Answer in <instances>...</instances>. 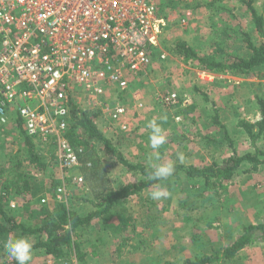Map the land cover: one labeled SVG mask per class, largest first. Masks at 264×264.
I'll return each instance as SVG.
<instances>
[{
  "label": "rangeland",
  "instance_id": "1",
  "mask_svg": "<svg viewBox=\"0 0 264 264\" xmlns=\"http://www.w3.org/2000/svg\"><path fill=\"white\" fill-rule=\"evenodd\" d=\"M183 1L170 0L168 3L160 4L162 6L161 10L164 11L163 6H165L169 10L178 12L181 6L187 4L191 6L190 1ZM212 3L217 7V13H215V18H207L204 22H200L203 24V27L201 26V28L197 29L198 27L191 28L183 25L179 26V29L175 33L174 31L169 33L165 43L171 50L179 41L183 40L195 45L201 52L203 50L211 52L212 50L216 51L223 48L226 52L245 55L249 53V49L247 47L248 43L245 40L246 36L243 32L250 34L255 43L262 41L261 37L259 38L251 13L246 6H239L241 8H238L236 0H213ZM256 3L258 7L262 8L264 6V0L260 2L256 0ZM177 12H173L172 14L178 15ZM205 14H209L208 10ZM228 32L230 36L225 37V33ZM217 40H220V42L218 41V45H216L218 43L216 42ZM217 53L223 54V52ZM184 66L188 65H186L182 56L170 57L165 61L159 60L155 62L147 76L135 79V92H139L140 96L145 98V102L143 107L138 108L134 107L132 103L130 104L129 109L132 112L129 119L130 124L128 121L126 122L129 128L123 132L121 131V135L118 136L117 140L114 138L116 140L114 146L117 147V152L108 150L107 146L101 142L92 141L96 144L94 147L95 151L100 156V160L105 168L103 169L104 172L109 174L107 177L112 182L113 185L110 184L113 188L120 189L124 186V183H137L146 179V175L140 169H130L121 160L120 156L133 165L140 164L149 168L148 157L152 149L149 146L148 139L150 130L146 123L153 118L159 121L160 116L163 114H166L168 117L166 124L163 126L167 138L164 145H168L164 149L160 148L159 151L160 153L161 151L164 152L162 157L169 158L167 160L164 158L163 161L174 162L175 164L180 163L175 157L172 158L173 150L177 145V147L181 148V152L184 149L182 153L185 155V161L182 164H197L194 158L192 161V158L188 157V149L191 146L185 139H180L181 132L182 136L189 133L191 135V142H195V146H200L201 149L207 148L205 141L212 144L214 142V147L212 146L211 148L214 155L208 158L211 162H219L229 158L225 151L229 146L226 142V135L228 137L229 130H231L228 122H237L244 114L246 100L240 104L241 96L245 99V95L239 94L242 88L239 86L242 80L240 77H245L225 74L219 81L220 84L215 86L217 92L215 91L213 94V99L206 98L200 94L197 98L203 99L205 106L203 108L204 113L201 112L198 117L195 115L194 124L189 127L190 120L193 119L192 115L186 113L185 119L187 122H178L175 117L181 113V110L167 107L158 99L156 102L146 101V97L150 94L157 96L159 93L162 95L170 90L169 83L163 82V79L167 78L163 74L164 72H171L175 67H179L180 72L177 75L179 81L177 77L174 78L179 91L184 93L181 91L183 90L190 93L193 88L191 82L195 79L196 73L189 66ZM186 68L188 69L186 70ZM157 89L158 91H156ZM251 89L247 94V106L250 109L246 108V110L254 114L256 108H260L259 99H264V83L261 82L257 86H252ZM220 95H223V97ZM202 117L208 121L206 125L204 121H201L203 120ZM185 127H188V129L193 127L194 130H185ZM207 131L210 134L213 131V134L217 136V140L220 137L219 142L207 138ZM205 138L208 140H205ZM219 151H225V153L219 155ZM6 152L9 154H6L4 151L0 153V163L3 165L0 168L4 169V172L2 171L0 174L2 181L9 183L12 181L14 183V178H18L25 171L28 172L27 176L29 177L30 184L36 187L38 184L34 180L32 183L31 176H44L46 174L47 183L43 185L42 191L37 195L42 193L40 195L41 198L43 196L49 197L55 193L54 190L55 188L57 189L59 184L53 182L52 178L61 180L60 182L65 181L69 199L73 200L72 203H69V206L76 210L80 208V206L76 207V204L80 203L79 197L86 195H83V189H79L71 180H68L65 172L60 171L57 162L53 163V169L39 168L37 165L30 163L29 152L24 140L18 144L16 150L12 147V150H6ZM196 152L198 151H195V154ZM208 160L205 158L202 163H210ZM199 163L202 165L201 162ZM83 166L78 169V173L82 172L83 175H86ZM239 173L240 171L238 170V173L233 176L231 181L238 180L240 178L238 176ZM252 173L255 172H249V174ZM88 180L86 178L87 183L90 185L91 182L90 180L88 182ZM158 186L166 187L170 195L167 198L154 201L150 199L149 192ZM44 187H46V190ZM209 187L204 184L202 178L191 179L184 174L179 178H173L171 182L155 184L153 187L143 190L135 198L122 201L120 205L114 207L113 210L117 211L115 213L126 209L127 217H134L135 220H133L126 230H115L114 228L106 230L103 228V217H100L102 224L99 221H93L92 227L94 229L88 231L82 230L83 234L80 237L77 236V233L74 235V238L78 242H82L80 249L76 250L75 246H72L68 248V254L63 257H56L48 253H44V256L41 257L39 254L31 259L30 264H170V262H179V260L182 262L185 258L191 256L221 251L233 242L234 237L232 233L234 229L232 227H236L238 223L245 220L240 219V217L238 218V216L255 217L259 208L257 209L253 206L264 207V184L262 189L257 191L258 196H262V200L259 197L258 202L254 201L255 195L253 192L248 193L244 190V187L234 183L225 188H219L220 195H214L213 188ZM38 189L39 187L34 188L35 191ZM25 193L23 201L19 200L15 202V206L11 207V202L2 203V205L12 213L15 210L18 213L16 217L22 223L32 226L39 225L46 218V208L52 209L55 203L42 204L40 200L38 202L27 203L26 200L32 196L30 195L32 192L27 191ZM245 206L251 207L247 208ZM94 207V205H91L89 210ZM232 211L237 212V215L233 214ZM115 221V224H118V220ZM248 221L246 220L245 222ZM23 236H28L32 241H35L33 236ZM0 251L2 253L1 249ZM232 259H227L229 261L226 263L217 262L215 264H236Z\"/></svg>",
  "mask_w": 264,
  "mask_h": 264
},
{
  "label": "built area",
  "instance_id": "2",
  "mask_svg": "<svg viewBox=\"0 0 264 264\" xmlns=\"http://www.w3.org/2000/svg\"><path fill=\"white\" fill-rule=\"evenodd\" d=\"M191 18L187 11L182 24ZM168 26L156 0H0V124L8 125L16 106L25 132L41 141L53 139L57 166L71 173L79 189L89 190L85 175L78 173L84 147L74 146L66 135L73 107L104 121L118 138L129 128L130 104L144 105L135 79L147 76L155 62L180 56L165 43ZM188 66L200 81L231 74L195 62ZM164 76L170 90L157 99L173 109L188 108L191 94L179 91L178 76ZM186 113L176 121L187 122ZM56 190V199L43 196L40 202L52 198L69 207L66 185Z\"/></svg>",
  "mask_w": 264,
  "mask_h": 264
},
{
  "label": "trees",
  "instance_id": "3",
  "mask_svg": "<svg viewBox=\"0 0 264 264\" xmlns=\"http://www.w3.org/2000/svg\"><path fill=\"white\" fill-rule=\"evenodd\" d=\"M239 1L250 11L259 38L261 37L260 39H262V41L255 43V40L252 39L250 34L243 32L246 36L245 40L248 43L247 47L249 49V53L243 55L241 53L226 52L223 48L217 49L216 51L212 50L211 52H205L204 50L201 52L196 46L182 40L173 47V50L184 58L186 64H193L195 62L205 69L222 73H231L233 75L247 74L256 68L261 66L264 67V17L255 7L254 3L256 0ZM224 36L229 37V32L225 33ZM218 41L220 42V40L216 42ZM219 42L216 45H218ZM217 52H223V54L220 55ZM259 105L261 118L257 123H251V121L245 120L240 122V126L245 129L253 143H256L257 140H264V99H259ZM66 135L74 146L77 147L78 145H82L84 147L82 157L84 163L83 170L84 173H86V177H88L87 179L91 182L92 189L96 192L95 195L98 197L100 195L101 199L97 202L94 201L95 207L85 214H81L80 211L68 207L66 203L58 202L52 209L46 208V218H44L43 222L39 225H26L19 221L13 213L6 212L2 205L3 202H1L3 199L8 200L7 198L9 195L13 193L23 194L27 191L29 192L31 184L27 176L28 172L24 171V174L21 173L18 178H14V183H11V188H8V186L2 188L4 193L0 197V212L3 213L5 222L0 223L1 249H3V239H6L9 233L20 231L23 235H29L35 238V241H32L34 249L42 248L45 253L56 257H63L68 254L67 250L72 246H75L76 250L80 249L82 242H78L74 238V235L77 233V236L80 237L83 234L82 230L88 231L94 229L92 227V222L99 221L101 223L100 217H103V228L106 230L111 228L115 230L127 229L132 224L133 220H135L134 217H127L126 209H122L119 213H115L117 211L113 210L114 207L120 205L122 201L135 198V196L140 195L143 190L153 187V185L159 182H171L173 178H179L184 174L191 179L202 178L204 184L213 188L214 195H220L221 188H225L234 183L231 180L233 176L238 173L242 164L247 162L251 163V170H247L251 172L259 168L258 164L264 163V152L256 148L254 152H248L243 155L234 152L229 158L212 164H192L189 166L182 163L175 164L176 170L173 176L165 181H156L150 178L148 174L150 169L146 168L147 166L140 164L133 165L120 156L121 160H123L130 169H140L146 175V179L137 183L128 182L120 189H115L111 186L103 170L104 166L102 165L100 156H98V152L95 151L94 148L96 144L92 141L101 142L111 151L117 152V148L113 145L112 141L102 133L98 122L91 113L87 110L77 108L76 106L73 107L71 127ZM25 145L29 152V162L39 166V168L46 169V167H52L53 163L55 164L57 162V144L54 140L41 141L31 136H26ZM88 162L92 165L87 166L86 163ZM9 189H12L13 192H10ZM115 220H118V224H115ZM257 230L261 231L262 240H264V219L261 223L245 226L243 232L235 241L221 251L191 256L185 258L182 262H170V264H211L216 261L225 262L226 259L235 258L244 247L254 243L257 240ZM5 264H16V261L9 256Z\"/></svg>",
  "mask_w": 264,
  "mask_h": 264
},
{
  "label": "crops",
  "instance_id": "4",
  "mask_svg": "<svg viewBox=\"0 0 264 264\" xmlns=\"http://www.w3.org/2000/svg\"><path fill=\"white\" fill-rule=\"evenodd\" d=\"M169 1L170 0H156L157 4L159 6V9H160V13L166 15L169 18V26L167 28L168 31H167L166 37H168V35H169V33L171 31H174V33H175L179 29V26H183L184 25V24H182V20L185 17L187 11L192 12V18L189 20V22L186 25V27H191V28L192 27H195V28L198 27L197 29L201 28V26L203 27V24L200 23V22H204L207 18H212V17L215 18V13H217V7H215V5L212 3L213 0H188V1L191 2V6L189 4H187L185 6H181V8H180V10L178 12L177 11H173V10H169L165 6H163L164 11H162L161 10L162 6H160V4L162 5L165 2L168 3ZM179 1H181V0H179ZM184 1H186V0H184ZM209 1H210V3L208 4ZM236 1L238 2V4H237L238 8H241L239 6H243L242 3H240L239 0H236ZM260 1L261 0H257V2H260ZM256 4L257 3L255 1L256 9L264 17V6L261 8V7H258V5H256ZM207 10H208L209 14L206 15L205 12ZM173 12H175V13L177 12L178 15H173L172 14ZM207 16H209V17H207ZM181 28H183V27H181ZM186 65H188V64H186ZM184 67H188V66H184ZM187 69L188 68H186V70ZM214 72H216V71H214ZM171 73H174V76H177L180 73L179 72V67H175V69H173L171 72L170 71L164 72L163 75L171 74ZM216 73H218V72H216ZM262 74H264V67L263 66H261L259 68H256L255 70H252L251 71V75H248V74L245 75V76H249V77H245L244 79L241 80V85L239 87H242V88L240 89L239 94L240 95H245L244 96L245 99H243L242 96H241L240 104L243 103L244 100H246L245 107L247 109L248 108L250 109V107L247 106V104H248V96H247V94H248V92H250V90H252L251 89L252 86H257V85L261 84V82H263L262 78L264 77V75L262 77ZM208 79H209V77H208ZM220 80L221 79L200 81V80H198L195 77L193 82H191V85H193L192 91L190 92V94H191L190 96L192 98L190 100L191 104L189 105L188 108H185L184 110H181V112L185 111V112H187L188 115L190 114V115L193 116L192 120H190V118H189V120H190L189 127L194 124V121H195L194 119H196L194 117L195 115H196V117H198V115L201 112L204 113L203 112V108L205 106L203 104V99H199L197 97L200 96V94H202L206 98L209 97L210 99H213V94L215 93V91L217 92V90H215V86L220 84V82H219ZM148 83H150V82H148ZM135 84H136V82H135ZM135 84H134V87H135ZM160 89H161V87H160ZM156 91H158V89ZM160 94L161 93H159L157 96L156 95L153 96V94H150V95H148L146 97V101H148V102L149 101L150 102L151 101L152 102L153 101L156 102L157 101V97ZM221 97H223V95ZM144 102H145V98H144ZM246 108H244V114L241 116V118L239 120H237V122H233V121H232V123L228 122L230 127H231V130H229L228 137L226 135V142H227V144L229 146L226 148L225 151L227 152V155L229 157L234 152H238V154L243 155V154L248 153V152H254L256 148H258L262 152H264V140L263 139L262 140H257L256 143H253L251 141V139L249 138V136H248L247 132L245 131V129L242 126H240V124H241L240 122H242V120L252 121V120L256 119L257 116H259L261 118L260 108L257 107L254 114L250 113V111L246 110ZM176 110H180V109H176ZM176 113H178V111H176ZM179 114H181V113H179ZM202 119L203 120H201V121H204V123L206 125L208 123V121L205 120L203 117H202ZM98 124H99V128L102 131V133L108 139H110L112 141V143H114L113 145H115V143H116L115 141L118 139V138H116V140H114L115 133L111 132L110 130H108V131L106 130L104 121H99ZM165 124H166V121L162 122V126H164ZM205 127H207V126H205ZM187 129H188V127H185V130H187ZM193 130H194L193 127L191 129H188V131H193ZM183 133H184V130H183ZM207 133H208L207 134L208 135L207 138H210V140H217V136L215 134H213V131L211 132V134L208 131H207ZM26 136H29V135L23 129L22 122H21V120L19 118V115H18V112H17V107L14 106L10 110V119H9L8 125L0 124V148H1L0 149V153H2L4 151L6 154H9V153L6 152V150H12V147H14L15 150H16L18 144L21 143V141L24 140V143H25V137ZM190 138H191V135L189 133L184 135V136H182V132H181V138L180 139L181 140L185 139L187 142H189V144L191 146V148L188 149V153H189L188 157L190 156L192 158V161H193V158H194V161H196L195 163H197L196 165H201L199 162L202 163L205 158L208 160V158H211V156L214 155V153H212V150H211L212 146L214 147V145H213L214 142L212 144L210 142H206L205 141V143L207 144V148L201 149L200 146L196 147L195 146V142H191ZM207 138H205V140ZM220 139L221 138L219 137V140ZM219 140H217V142H219ZM193 141H194V139H193ZM167 145L168 144L162 146L161 148L164 149L165 147H167ZM225 145H226V143H225ZM119 150H120V148H119ZM183 151H184V149L182 150V152ZM195 151H198V152H196V154H195ZM225 151H223V152L219 151L218 154L219 155L220 154H224ZM178 153H181V148L177 147V145H176V147L173 150L172 158L175 157L177 159V154ZM163 154H164V152L161 151V157L163 156ZM164 158L165 157H162V160H164ZM167 159H169V158L168 157L165 158V160H167ZM208 161L210 163H206V164L214 163L213 161L211 162V160H208ZM176 164H179V163H176ZM185 165L189 166V165H192V164H185ZM202 165H205V164L202 163ZM0 166H3L2 163H0ZM251 166H252V164L248 163V162L242 164L240 166V168H239L240 173H239L238 176L240 178L238 180H236V181H233V182L236 185L244 187V190H246V192H248V193L253 192V194L255 195L254 196V198H255L254 201L258 202L259 201V197L262 200V196H258L257 191H260L262 189V187H263V184H264V163L258 164L259 168L257 170H253L252 171V172H255V173L249 174V172H246V171L247 170H251L250 169ZM46 168L53 169L52 167H46ZM56 169L58 170V168H56ZM38 170H39V168H38ZM2 171L4 172V169L0 168V174L2 173ZM60 171L61 172H65V171H63L61 169H60ZM65 173H66V175L68 177V180H71L69 178V174L70 173L68 174L67 171ZM106 175H109V174L107 173ZM36 177H40V178H36ZM86 178H88V177H86ZM30 179L32 180V183H33V180L35 182H37L38 185L36 187H39V189L37 191H35L34 188H36V187L35 186L33 187L32 186L33 184H31V189H29V192H32V193H30V195H32V196L28 197L26 202L27 203L35 202V201L38 202L39 198H40V195H42V193L40 195H37V194L42 191L41 189H42L43 185L47 183V175L46 174L44 176L38 175V176H35V177L32 175ZM66 180H67V178H66ZM52 181L56 182L57 184H59L58 186L66 185L65 181L64 182H60L61 180H55L53 178H52ZM88 182H89V180H88ZM109 182L112 184L111 181H109ZM11 183H12V181L9 183V182L2 181L0 179V197L4 193V190L2 188L4 186H8V188H11L12 187ZM87 185L89 187L91 184L89 185L87 183ZM123 185H125V183ZM90 187H89V190H86V191L83 190V195H86V196H83V197L80 196L79 197L80 198V203L76 204L77 208H78V206H80V208L77 209V210L80 211L81 214L87 213L89 211V207L91 205L95 204L94 201L97 202V201H99L101 199L100 195H99V197L95 195L96 192L92 189V186H90ZM44 189L46 190V187H44ZM9 191L13 192L12 189H9ZM56 191L57 190L55 188L54 192L56 193ZM55 193L51 194V195L54 196ZM25 194L26 193H23V194L13 193V194L9 195V197L7 198L8 200L3 199V201H1V202H3V203L4 202L5 203L18 202L19 200L24 199L23 196ZM54 198L56 199L55 196H54ZM55 199L53 200L52 198H50L49 202L55 203V205H56V203L58 204V201H56ZM51 200H53V201H51ZM69 201H70V203H72L73 200L69 199ZM245 207L249 208L251 206H245ZM253 207H256L257 209L259 208L257 216L248 217V218H247V216L246 217L238 216V218L240 217V219L242 218V219H245V220L244 221L242 220L240 223H238V225L236 227H232L234 229L233 233H232V235L234 237L233 241H235V239L243 232V229H244L245 226H248L250 224H258V223H261V221H263V219H264V207L263 206H259V207L253 206ZM70 208H72V207H70ZM5 211L6 212H10L6 208H5ZM232 212H233V214L237 215V212H234V211H232ZM13 214L17 215L18 213H16L15 210H13ZM230 216H234V215H230ZM238 218H237V220H238ZM246 220H249L250 222L249 221H248L249 223L245 222ZM4 222H5L4 215H3L2 212H0V223H4ZM124 230H126V229H124ZM9 235L21 236L23 234H21L20 231L19 232L16 231L14 233H9L8 236ZM256 235H257V240L254 243H251L248 246L244 247L241 251H239L237 257L232 259V260H234L236 262V264H264V240H262L263 237H262L261 231L257 230ZM4 240H5V238L3 239V241ZM1 250H2V253H0V264H5L8 255L3 251V249H1ZM44 253L45 252H44V250L42 248H35L32 259L35 258L36 256H38L39 254H40L41 257H43ZM228 261L229 260L226 259L225 262H223V261H219V262L226 263ZM179 262H180V260H179ZM217 262L218 261L213 262L211 264H215Z\"/></svg>",
  "mask_w": 264,
  "mask_h": 264
},
{
  "label": "clouds",
  "instance_id": "5",
  "mask_svg": "<svg viewBox=\"0 0 264 264\" xmlns=\"http://www.w3.org/2000/svg\"><path fill=\"white\" fill-rule=\"evenodd\" d=\"M166 114L160 116L159 121L155 118L147 123L149 128V146L152 152L148 157V167L150 169L149 176L156 181H165L175 173V163L163 161L159 149L166 143V133L162 126V122L167 121ZM260 117L252 120L251 123H257ZM177 160L184 163V153L177 154ZM170 192L166 187L158 186L149 192L150 199L158 201L167 198ZM6 254L16 261V264H30L34 253V245L28 236H12L9 235L2 244Z\"/></svg>",
  "mask_w": 264,
  "mask_h": 264
}]
</instances>
